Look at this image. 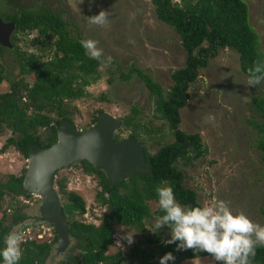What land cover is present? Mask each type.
<instances>
[{
	"label": "trees",
	"instance_id": "1",
	"mask_svg": "<svg viewBox=\"0 0 264 264\" xmlns=\"http://www.w3.org/2000/svg\"><path fill=\"white\" fill-rule=\"evenodd\" d=\"M151 2L156 17L169 25L179 36L185 51L184 63L169 74L172 84L165 92L141 70L130 67L129 73H135L143 81L153 99V110L157 113L154 117L165 121L174 139L164 144L157 140L156 143L160 145L153 154L143 146L144 170L117 183H110L102 171L95 169L87 161L81 160L77 163L83 173L94 177L99 187L96 199L100 205L105 206L96 225L77 218V214L82 215L85 212L82 198L72 191L66 192L64 183L54 181L57 194L66 197V202L61 203V208L70 239L67 249L57 255L61 264H120L119 251L107 253L108 247L113 243L114 224L134 230L135 235L142 236L132 242L125 253L127 264L134 261L138 262L137 264H146L147 260L158 259L166 252H171L178 261L209 256L203 252L196 254L191 249L177 250L175 243H164L170 236V229L166 225L156 233L146 230L145 226H152L153 230L156 219L164 214L158 206L155 190L165 182L173 188L174 195L181 205L198 206L195 193L183 187L182 174L174 165L178 160L184 164L190 162L193 157L197 158L206 151L197 133L185 134L177 128L179 108L189 96L187 89L194 81L197 70L206 67L208 59L214 57L218 49L227 48L236 52L240 71L249 77L248 70L255 63L264 64V55L259 48L258 36L248 23L247 8L243 0ZM1 4L3 7H0V18L14 22L15 28L10 37L12 47L0 46V52L4 49L11 51L18 73L21 76L32 74L33 80L28 83L23 78L14 79L7 76L0 62V81L4 79L8 83V89L0 92V132L8 129L11 133V136L5 139L0 152L11 146L26 157L29 148L45 147L55 140V129L62 119L71 121L63 102L85 94L83 87L98 77L96 68L100 61L89 58L79 43L83 40L80 34L70 33L59 13H53L43 6H21L17 0H0ZM261 13L264 15V0H261ZM33 30L36 31L35 41L42 46L41 56L20 50L13 42L18 39L19 33H29ZM42 56H45V59H42ZM257 87L258 93L249 101L257 118L252 119L250 123L259 135L257 146L260 150V160L264 164V82ZM138 113V108L132 106L130 114L121 119V130L129 127L127 136L144 145L152 128H142ZM96 116L91 118L90 124L95 121ZM40 128L47 132L44 138L39 136ZM157 129L159 127L154 131ZM121 130L119 128L114 134L115 140L120 139ZM23 172L20 175L9 174L4 181H0V208L4 195L29 197L21 187ZM149 201H155L157 207L150 210ZM3 215L4 212L0 216V249L4 247L9 224L17 223L25 216L19 211V207H15L10 214L9 224L3 225ZM51 231L49 238L32 236L21 244L23 255L19 264L47 263L54 253L56 243L55 230L52 228ZM148 244L150 245L146 247ZM214 262L220 264L215 260ZM0 264H3L2 258ZM251 264H264V246L256 248Z\"/></svg>",
	"mask_w": 264,
	"mask_h": 264
},
{
	"label": "rangeland",
	"instance_id": "2",
	"mask_svg": "<svg viewBox=\"0 0 264 264\" xmlns=\"http://www.w3.org/2000/svg\"><path fill=\"white\" fill-rule=\"evenodd\" d=\"M17 1L21 6H43L53 13H59L70 33H78L82 39L97 40L104 57L112 58L108 66L99 63L96 68L98 77L83 87L84 95L64 100V109L75 128L83 130L89 126L91 118L99 111L108 112L121 120L135 106L139 111L137 116L142 128H152L149 139L144 142V147L150 154L157 150L158 145L172 141L173 135L165 121L154 117L157 113L153 110L154 104L143 81L135 73H129L130 67L141 70L165 92L172 84L169 74L184 63L185 51L179 36L156 17L151 0ZM243 1L247 8L248 23L256 32L259 48L264 55L261 0ZM0 7H3L2 4ZM101 10L108 13L107 24H89L88 17ZM35 36V30L19 33L18 39L13 41L14 45L22 51L41 56L42 46L35 41ZM0 54V62L7 76L14 79L20 77L28 83L33 80L32 74L21 76L18 73L11 51L4 49ZM248 79L239 69L236 52L227 48L218 49L215 56L208 59L207 66L197 70L194 81L187 89L188 99L179 108L177 128L185 134H199L206 151L197 158L193 157L190 162H176L174 165L182 174V185L195 193L198 206L223 200L233 212L243 211L254 222L264 225V164L260 160L257 146L259 135L250 123L257 118L256 112L249 105L251 97L258 93V87L248 86ZM7 89V81L1 80L0 92ZM156 127L159 129L154 131ZM129 131V127L119 131L120 137H126ZM38 133L40 138L47 134L42 128ZM161 133L163 137L160 138ZM8 136H11L8 129L0 132V148ZM157 140L160 144L156 143ZM24 168L25 157L13 147L0 152L1 182L9 174L20 175ZM57 180L64 183L66 192L72 191L82 198L85 212L77 214V218L86 223L98 224L105 206L100 205L96 199L99 187L94 177L83 173L79 164H74L58 169L54 176V181ZM55 189L57 191L56 186ZM58 197L61 203L66 202L65 195L58 194ZM148 204L150 210L157 207L155 201H149ZM38 205L37 195L29 194L27 198L4 195L0 208V216L4 212L3 225L9 224L10 214L15 207H19L21 213L33 216L37 215ZM9 225L8 232L16 227L21 230L23 227L22 224ZM113 226V243L108 247L107 253L119 251L120 264H127L125 253L130 244L124 239L125 235L134 232L133 242L142 236H137L134 230H127L120 225ZM145 229L152 230V226L146 225ZM155 260H147L146 264H159V258ZM197 260L201 264H217L210 256L179 261L175 256V260L168 264H196ZM137 263L134 261L131 264ZM46 264H61L60 257L52 255Z\"/></svg>",
	"mask_w": 264,
	"mask_h": 264
},
{
	"label": "clouds",
	"instance_id": "3",
	"mask_svg": "<svg viewBox=\"0 0 264 264\" xmlns=\"http://www.w3.org/2000/svg\"><path fill=\"white\" fill-rule=\"evenodd\" d=\"M88 20L89 24L104 26L108 22V13L101 10L88 17ZM79 43L90 59L98 60L105 66L111 64L112 58L104 57L97 40L87 38ZM248 71V86L255 87L264 82V64L257 62ZM155 191L158 206L164 214L156 219L154 229L149 230L156 233L166 225L170 229V236L164 243H175L177 250L191 249L196 254L203 252L220 264H251L256 248L264 246V225L254 222L243 211L233 212L227 202L217 200L208 205L183 206L167 182ZM33 223L35 227L45 224ZM25 225L22 224L21 230L19 227L13 228L5 236L4 247L0 249L3 264H19L23 255L21 244L25 242L22 233ZM30 225L27 227L31 228ZM133 233H127L124 237L129 244L133 242ZM174 260L175 256L166 252L159 258V264H168ZM196 264L201 262L197 260Z\"/></svg>",
	"mask_w": 264,
	"mask_h": 264
},
{
	"label": "water",
	"instance_id": "4",
	"mask_svg": "<svg viewBox=\"0 0 264 264\" xmlns=\"http://www.w3.org/2000/svg\"><path fill=\"white\" fill-rule=\"evenodd\" d=\"M14 22L0 18V46L11 48L10 35ZM121 120L108 112L97 114L95 121L83 130L62 119L55 129V140L48 146L28 149L21 187L28 194L39 197L37 215L30 218L35 223L51 225L55 230V253L64 252L69 245L65 224L54 184L58 169L85 160L104 173L110 183L127 179L144 170L145 156L141 143L129 136L114 139Z\"/></svg>",
	"mask_w": 264,
	"mask_h": 264
},
{
	"label": "built area",
	"instance_id": "5",
	"mask_svg": "<svg viewBox=\"0 0 264 264\" xmlns=\"http://www.w3.org/2000/svg\"><path fill=\"white\" fill-rule=\"evenodd\" d=\"M22 233L24 236V241L26 239H31L32 236H35V238H49L52 235V231L49 226H36L34 228L26 227L24 230H22Z\"/></svg>",
	"mask_w": 264,
	"mask_h": 264
},
{
	"label": "flooded vegetation",
	"instance_id": "6",
	"mask_svg": "<svg viewBox=\"0 0 264 264\" xmlns=\"http://www.w3.org/2000/svg\"><path fill=\"white\" fill-rule=\"evenodd\" d=\"M152 3V2H151ZM10 37H11V35H10ZM148 94H149V92H148ZM150 97V96H149ZM151 98V97H150ZM152 99V98H151ZM188 99V98H187ZM187 101V100H186ZM152 102H153V99H152ZM181 108V107H180ZM161 120V119H160ZM164 121V120H163ZM119 129V128H118ZM118 129L115 131V133L118 131ZM172 131L174 132L175 131V128H173L172 129ZM114 133V134H115ZM191 134H193V133H191ZM199 135V134H198ZM200 137V136H199ZM120 138H122V137H120ZM174 139V137L172 138V140ZM200 141H201V138H200ZM170 142H172V141H170ZM170 142H168V143H170ZM201 143H202V141H201ZM142 145V144H141ZM144 145H142V147H143ZM158 147H159V145H158ZM144 148V147H143ZM191 156V155H190ZM177 163H182L181 162V160H178V162ZM184 187V186H183ZM185 188V187H184ZM32 215H26L25 214V216L22 218V219H20L17 223H13V224H27V223H33V220L30 218ZM30 223V224H31ZM12 224V225H13ZM10 227V226H9ZM63 253V252H62ZM53 255H56V253H55V251H54V253H53Z\"/></svg>",
	"mask_w": 264,
	"mask_h": 264
}]
</instances>
